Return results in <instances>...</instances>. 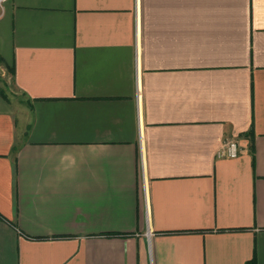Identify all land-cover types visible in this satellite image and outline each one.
<instances>
[{"label": "crops", "instance_id": "1", "mask_svg": "<svg viewBox=\"0 0 264 264\" xmlns=\"http://www.w3.org/2000/svg\"><path fill=\"white\" fill-rule=\"evenodd\" d=\"M0 70V264H264V0H6Z\"/></svg>", "mask_w": 264, "mask_h": 264}, {"label": "built area", "instance_id": "2", "mask_svg": "<svg viewBox=\"0 0 264 264\" xmlns=\"http://www.w3.org/2000/svg\"><path fill=\"white\" fill-rule=\"evenodd\" d=\"M6 0H0V7L2 6V3ZM239 154V148L238 144L235 141H225L221 147L218 149L216 153V157L220 159L229 158L233 159L236 158Z\"/></svg>", "mask_w": 264, "mask_h": 264}, {"label": "rangeland", "instance_id": "3", "mask_svg": "<svg viewBox=\"0 0 264 264\" xmlns=\"http://www.w3.org/2000/svg\"><path fill=\"white\" fill-rule=\"evenodd\" d=\"M9 84L10 81L8 78V74H4V72L0 70V89L3 90V92L11 102H17L16 97L11 92V88L9 87L10 86Z\"/></svg>", "mask_w": 264, "mask_h": 264}]
</instances>
